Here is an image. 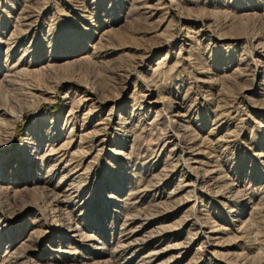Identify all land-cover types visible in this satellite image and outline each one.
I'll use <instances>...</instances> for the list:
<instances>
[{"label":"rangeland","instance_id":"374dc122","mask_svg":"<svg viewBox=\"0 0 264 264\" xmlns=\"http://www.w3.org/2000/svg\"><path fill=\"white\" fill-rule=\"evenodd\" d=\"M0 264H264V0H0Z\"/></svg>","mask_w":264,"mask_h":264}]
</instances>
